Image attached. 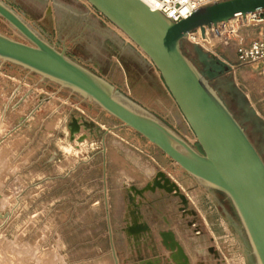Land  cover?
Returning <instances> with one entry per match:
<instances>
[{
	"label": "rangeland",
	"instance_id": "374dc122",
	"mask_svg": "<svg viewBox=\"0 0 264 264\" xmlns=\"http://www.w3.org/2000/svg\"><path fill=\"white\" fill-rule=\"evenodd\" d=\"M3 1L50 44L65 47L71 59L110 84L116 98L197 147L158 70L91 5L83 0ZM46 7L50 14L40 17ZM231 25L236 32L217 38L210 48L197 38L183 40L181 48L264 161V79L248 67L236 73L230 68L237 65V41L257 38L260 28L250 23L239 28L235 20ZM0 33L28 44L1 17ZM74 118L78 129L72 136ZM159 172L178 187L185 203L175 190L155 184L156 179L164 183ZM169 201L185 212L181 229L185 244H191L189 264H256L223 193L200 184L95 103L0 59V264H115L113 249L118 264H124L120 249L128 251L130 240L122 235L134 234L132 228L143 218L161 222ZM195 206L202 212L192 216ZM157 226L147 232L148 246L144 241L142 248L159 258L156 264H175L163 245V224Z\"/></svg>",
	"mask_w": 264,
	"mask_h": 264
},
{
	"label": "water",
	"instance_id": "95a60500",
	"mask_svg": "<svg viewBox=\"0 0 264 264\" xmlns=\"http://www.w3.org/2000/svg\"><path fill=\"white\" fill-rule=\"evenodd\" d=\"M88 1L150 58L195 135L197 147L165 123L116 98L110 84L71 59L65 47L58 49L50 44L3 0H0V17L28 44L0 33V59L95 103L156 145L200 184L223 193L241 221L256 264H264V161L243 126L181 48L188 33L199 28L203 36L206 26L264 10V0H225L197 9L177 22L141 0ZM72 125L73 136L78 129L75 118ZM157 176L163 178L168 191L175 190L186 202L178 187L162 172ZM142 228L145 229H136ZM161 237L175 264H189L171 231L162 232ZM113 254L118 264L114 249Z\"/></svg>",
	"mask_w": 264,
	"mask_h": 264
},
{
	"label": "built area",
	"instance_id": "2783aa9c",
	"mask_svg": "<svg viewBox=\"0 0 264 264\" xmlns=\"http://www.w3.org/2000/svg\"><path fill=\"white\" fill-rule=\"evenodd\" d=\"M151 2L153 10H158L164 14L168 19L173 22H177L183 18H186L192 12L202 7L212 5L225 0H148ZM235 20L240 28L247 24H252L255 27L260 28L258 37L252 39L250 42L245 41L244 38H240L236 44V58L237 65L230 66L233 72L239 69V67H248L251 71L258 72L264 79V10H259L254 13H249L245 16H235L227 23H220L217 25H211L210 27H204L206 32L216 33L217 35H225L234 33V27L231 25V21ZM201 30L198 28L189 33L186 39H199L201 37ZM185 39V40H186ZM203 40V39H202ZM237 68V69H236ZM264 88V85H263Z\"/></svg>",
	"mask_w": 264,
	"mask_h": 264
},
{
	"label": "crops",
	"instance_id": "0c3cea01",
	"mask_svg": "<svg viewBox=\"0 0 264 264\" xmlns=\"http://www.w3.org/2000/svg\"><path fill=\"white\" fill-rule=\"evenodd\" d=\"M50 12H51L50 7H46L43 14L40 17L44 16L45 13L50 14ZM32 18L34 20L40 19L38 16H32ZM244 39L246 41L245 37ZM247 42H250V41H247ZM201 212L202 210L199 211L198 208L195 206L194 209L190 213L192 216H194V215L200 214ZM182 214H185V212H182V213L179 212L178 208L175 207L174 203H172V201H169L167 211H165L164 214L162 215L161 222H157L155 219L151 221V220H148L147 218H143L145 221V222L143 221L144 223L137 224L132 228V231L133 230L135 231L134 234L132 232H129L127 237L125 236V234L122 235L123 239L129 238L130 242H129L128 251H122L120 249V251L122 252V253L119 252L121 255V261L124 264H156L159 258L157 259V258L150 257L152 254H147V252L143 250L142 243L145 241L144 247L148 246V242L146 239L148 238L149 234L147 232H150V230L157 228L158 227L157 225L159 223L163 224V230L171 231L174 234L175 239L183 247L185 254L189 257L190 261H193V258L191 257L192 251L190 249L191 244L189 241L187 242V244H185L184 239H183L184 233H182L183 229H181L182 228L181 221H183ZM142 226L145 227V229L144 228L136 229ZM127 247L128 245L126 246V248ZM169 264H172V263H169Z\"/></svg>",
	"mask_w": 264,
	"mask_h": 264
},
{
	"label": "bare ground",
	"instance_id": "6f19581e",
	"mask_svg": "<svg viewBox=\"0 0 264 264\" xmlns=\"http://www.w3.org/2000/svg\"><path fill=\"white\" fill-rule=\"evenodd\" d=\"M84 2H86V3H88L89 5H91L90 4V2L88 1V0H83ZM143 3H145L146 5H148L149 7H153V5L151 4V2H149L148 0H141ZM92 6V5H91ZM111 23V22H110ZM112 24V23H111ZM115 26V25H114ZM234 26V25H233ZM207 27V26H206ZM115 28L123 35V36H125L128 40H130L133 44H135L122 30H120L118 27H116L115 26ZM235 32H236V29H235ZM188 35H189V33H188ZM187 35V36H188ZM232 35V34H231ZM201 37H203V38H199L198 40L199 41H203V42H206V44H208V46H209V48H210V46H213L214 45V41L215 40H217V38H223V35H215L214 33L212 34V33H210L209 31L208 32H206V34L205 35H203V36H201ZM203 39V40H202ZM202 43V42H201ZM205 44V45H206ZM136 45V44H135ZM204 46V45H203ZM208 46H207V48H208ZM139 49H140V51L143 53V55L151 62V60H150V58L142 51V49L139 47V46H137ZM214 48V47H213ZM152 63V62H151ZM103 150V149H102ZM176 163V162H175ZM157 185H160V186H162V187H165L166 185L164 184V183H161V181H159V182H157ZM167 187V186H166ZM143 227V226H142ZM213 253V252H212Z\"/></svg>",
	"mask_w": 264,
	"mask_h": 264
},
{
	"label": "trees",
	"instance_id": "16d2710c",
	"mask_svg": "<svg viewBox=\"0 0 264 264\" xmlns=\"http://www.w3.org/2000/svg\"><path fill=\"white\" fill-rule=\"evenodd\" d=\"M218 65H219V63H218ZM211 72H212V74H214L215 72H217L216 67H214V68L212 67ZM215 75H217V73H216ZM255 119H256V118H255Z\"/></svg>",
	"mask_w": 264,
	"mask_h": 264
}]
</instances>
